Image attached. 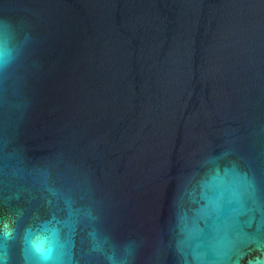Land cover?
Wrapping results in <instances>:
<instances>
[{"label": "water", "instance_id": "95a60500", "mask_svg": "<svg viewBox=\"0 0 264 264\" xmlns=\"http://www.w3.org/2000/svg\"><path fill=\"white\" fill-rule=\"evenodd\" d=\"M0 264H264V0H0Z\"/></svg>", "mask_w": 264, "mask_h": 264}, {"label": "clouds", "instance_id": "9594fccd", "mask_svg": "<svg viewBox=\"0 0 264 264\" xmlns=\"http://www.w3.org/2000/svg\"><path fill=\"white\" fill-rule=\"evenodd\" d=\"M0 66H3V67H4V66H6V65H5V64H3V63H0Z\"/></svg>", "mask_w": 264, "mask_h": 264}]
</instances>
